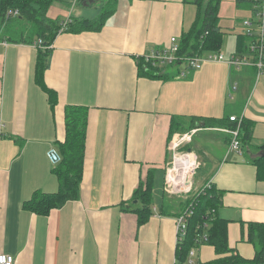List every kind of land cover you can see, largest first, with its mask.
<instances>
[{
  "label": "crops",
  "instance_id": "1",
  "mask_svg": "<svg viewBox=\"0 0 264 264\" xmlns=\"http://www.w3.org/2000/svg\"><path fill=\"white\" fill-rule=\"evenodd\" d=\"M194 1L118 0L100 32L61 31L43 75L56 95L53 108L35 81L38 48L0 39V254L14 257V264H175L178 203L185 198L164 194L163 182L176 121L183 131L173 135L196 132L186 147L198 157L201 174L191 180L192 192L215 186L229 247L253 258L246 225L264 224V181L250 162L264 150V69L257 79L254 67L217 62L189 71L175 65L158 68L161 78H147L136 64L171 38L180 40L204 9ZM234 3L221 0L217 19L222 36L228 30L237 39L246 37L240 23L253 13ZM54 8L49 16L57 14ZM75 18L88 17L77 11ZM67 105L87 108L80 194L37 215L23 204L35 191L58 190L48 153L58 152L56 143L64 139ZM230 117L252 124V140L240 152L229 150L224 130ZM196 118L221 126L195 128ZM149 174L153 213L138 227L133 193ZM161 206L176 216L159 213ZM193 250L192 264L216 258L207 245Z\"/></svg>",
  "mask_w": 264,
  "mask_h": 264
},
{
  "label": "trees",
  "instance_id": "2",
  "mask_svg": "<svg viewBox=\"0 0 264 264\" xmlns=\"http://www.w3.org/2000/svg\"><path fill=\"white\" fill-rule=\"evenodd\" d=\"M64 0H0V39L13 44L34 45L37 49L35 81L48 96L50 107L56 104V95L45 88L43 75L48 67L51 46L55 37L62 31L72 34L82 32H100L106 21L117 9L118 0H100L103 6L98 16L94 18H68L61 24L53 22L48 17L49 10ZM85 0H79L82 3ZM68 2V1H67ZM260 0H235L237 8L248 6L251 9ZM221 0H195L194 4L201 7L197 17L187 32L178 40L179 58L200 57L206 53H217L222 46V33L218 27V11ZM17 11V16H8L9 12ZM247 38L237 37V52L247 50ZM42 45L38 46L37 42ZM178 61L175 65H179ZM139 76L161 78L163 75L143 57L137 59ZM256 70V69H255ZM64 139L56 143L59 162L52 170L57 178L58 190L47 194L35 191L30 200L23 204L28 211L37 215H47L51 210L61 208L66 202L77 200L80 194V183L85 161V142L87 125V108L67 105L64 109ZM211 119L196 118L195 128H215L221 125L212 123ZM229 122L228 129H237L240 146L246 148L252 140V124L240 120V124ZM243 125V126H242ZM183 131L176 121L171 123L170 137L175 132ZM187 131V130H186ZM262 149V148H261ZM258 152V151H257ZM250 162L256 167L258 180L264 181V157H254ZM152 176L140 183L133 193L132 202L137 205L131 212L137 216L138 227L144 225L153 213L152 210ZM185 199L178 203L177 217L186 211H191L187 218L186 231L177 238L175 245V264H185L192 248L207 245L213 248L216 258L202 264H264V224H247V241L254 247L252 259H243L229 247L227 238L228 222L219 218L217 210L221 206V194L215 186L209 184L203 190L190 192ZM167 206H161L159 213L173 215ZM172 209V208H171ZM205 238V240L202 239Z\"/></svg>",
  "mask_w": 264,
  "mask_h": 264
},
{
  "label": "built area",
  "instance_id": "3",
  "mask_svg": "<svg viewBox=\"0 0 264 264\" xmlns=\"http://www.w3.org/2000/svg\"><path fill=\"white\" fill-rule=\"evenodd\" d=\"M78 0H73L77 2ZM253 18L251 20H244L240 23L243 35L245 34L248 44L247 50L244 53H235L230 56H224L222 53H206L200 57L179 58L177 56L179 45L176 38H171L169 45L163 49L155 50L150 54L143 57L146 63H150L154 68L175 66V63L180 61V64H184L187 69L196 71L201 68L203 63H225L229 67L236 70L244 67H254L256 69L257 79L260 76V72L264 69V0H260L252 8ZM18 12H9L8 16H17ZM255 29V33L253 30ZM38 46L42 43L39 40ZM51 48V47H50ZM179 64V65H180ZM236 85H233L235 90ZM230 122L240 124V119L236 117H230ZM230 135L229 150L234 152H240V143L238 140V127L237 129L224 130ZM195 130H189L181 134H175L171 137L168 144V151L171 156L169 164L164 171L163 192L168 196L186 197L191 190V180L194 177V173L199 167L198 157L194 153L187 150V145L192 142ZM184 151V152H182ZM48 157L53 165L59 162L58 153L55 150H51L48 153ZM191 162V164H190ZM190 165L189 173H187L182 179L185 165ZM191 211H186L176 218V234L177 238L184 234L187 226V218L190 216ZM205 240L204 237H202ZM194 256L193 248L189 251L187 264H192V257ZM15 259L10 255L0 254V264H14Z\"/></svg>",
  "mask_w": 264,
  "mask_h": 264
},
{
  "label": "rangeland",
  "instance_id": "4",
  "mask_svg": "<svg viewBox=\"0 0 264 264\" xmlns=\"http://www.w3.org/2000/svg\"><path fill=\"white\" fill-rule=\"evenodd\" d=\"M67 1L68 0H64L61 3L55 4L56 6L54 5V6L51 7V8L56 7V9H57L56 10L54 8L55 9L54 12L55 13L57 12V14L51 13L52 16H49V14H48V17L51 20H53V22L61 24L62 22L66 21L67 16H68V18H75V15H76L77 11H82L83 13H86L88 18H94V17L99 15L100 10H101V8L103 6V3L100 2V0L95 2V3H93V4H91V5H89V6H83V5H81L82 3L78 2V3H76L75 9H74V5L73 4H75V3L72 2V3H69V5H68L69 1L68 2ZM245 8L249 9L250 7L247 6ZM62 11H67V14L63 13ZM244 15L246 16V13H244ZM253 32L254 33L256 32L255 29L253 30ZM223 33L224 34H223V37H222V44H221L222 46H220L222 51L225 52V54L227 56L235 54L237 52V50H236L237 49V39H235V36H236L235 32H230L228 30H223ZM184 66H185L184 64H181V65H179V68L184 69ZM175 67L169 66L168 68L169 69H175ZM182 152H184V151H182ZM169 159H171L170 155H169ZM198 162H199V160H198ZM194 174L196 175L195 178L201 176L199 170H197ZM205 186H207V185H205ZM204 187L202 189H200V191L203 190ZM133 203H134V201H133Z\"/></svg>",
  "mask_w": 264,
  "mask_h": 264
},
{
  "label": "water",
  "instance_id": "5",
  "mask_svg": "<svg viewBox=\"0 0 264 264\" xmlns=\"http://www.w3.org/2000/svg\"><path fill=\"white\" fill-rule=\"evenodd\" d=\"M97 1H99V0H85V1L82 2L81 5H83V6H89V5H91V4H93V3L97 2ZM258 157H264V150H262V151L259 152ZM136 203L137 202L134 201V204H136Z\"/></svg>",
  "mask_w": 264,
  "mask_h": 264
},
{
  "label": "bare ground",
  "instance_id": "6",
  "mask_svg": "<svg viewBox=\"0 0 264 264\" xmlns=\"http://www.w3.org/2000/svg\"><path fill=\"white\" fill-rule=\"evenodd\" d=\"M243 126V125H242ZM190 164H191V162H190ZM189 167H190V165H185V167H184V171H183V174L181 175V177H182V179L181 180H183L184 178V176L187 174V173H189Z\"/></svg>",
  "mask_w": 264,
  "mask_h": 264
}]
</instances>
